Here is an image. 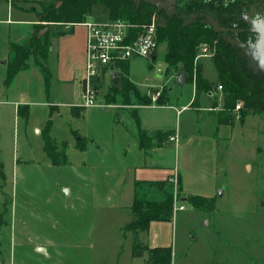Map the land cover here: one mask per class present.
Returning <instances> with one entry per match:
<instances>
[{"label": "crops", "instance_id": "crops-1", "mask_svg": "<svg viewBox=\"0 0 264 264\" xmlns=\"http://www.w3.org/2000/svg\"><path fill=\"white\" fill-rule=\"evenodd\" d=\"M13 1L20 0H0V25L5 26L7 36H9L11 26L14 31H16L15 26H25L29 30L24 35L27 40L24 44H20L21 42L17 40V33L14 32L13 41H8L6 50L0 55V66L2 65L5 69L4 78L0 77L2 86L0 89V121L2 113L6 110L4 106H9V110L12 107L15 118L19 116L18 108L26 107L23 110L26 117L22 118L30 130L35 131L39 136L41 155L46 158L51 167L56 166L51 164L43 151L42 134L47 124H49V136L56 146L58 147L60 144L61 147L62 143L66 144L67 162L60 166L68 164L67 151L69 148L72 147L79 153V162L75 169L76 180L79 184H76L73 194L78 201L77 209L84 211L88 208L92 219L89 224V234L84 240H78L90 242L91 234H94L97 220L100 218V234L103 236L107 233L110 235L114 233L118 236L119 243L122 238L128 240L130 242L129 249L132 251L134 235L131 232L124 234L123 228L132 220L131 207L134 199L137 197L146 201L160 202L163 200L164 190H167L173 196L171 220L150 222L148 230L138 233L137 238L148 249L171 248V264H173V255H176V248L181 249L178 262L181 259L185 260L190 251L201 243L197 240L196 234L191 236L194 228L200 227V225L191 223L186 214L191 217L194 213H200V221L207 219L206 223H209L207 215L210 214L191 207L187 198L196 196L213 198L216 204L217 192L220 190L222 197L225 194V185L219 176V154L220 150H223V146L231 140L236 123L235 118L240 123L238 115H234L232 126L218 124L217 114L223 108V99L216 92L201 94L199 106L192 108L190 105L195 93L193 83L188 85L191 88V94L185 102L172 104L170 95L174 90L169 88L165 103L151 104L149 102L151 101L150 95H147L150 89H156L162 84V73L166 69L164 57L159 61V64L164 65L165 68L161 69L158 66L160 70L158 78L161 79L158 86L141 88L133 81L129 74L130 63L146 60L133 58L121 64L118 70L112 71L118 73L116 83L110 76L112 72L108 73L105 69L94 80L96 99L100 106L88 109L78 108L76 105L80 103L81 78L85 61L86 28L82 25L83 22L62 25L63 27H57L53 33L45 29L44 33L39 34L35 29L37 24L35 19L38 18L39 21V15L42 13L33 14L17 9L12 6ZM32 1L47 2L48 4L52 2L50 0ZM92 8L84 22L96 23V20L91 16ZM39 24L48 25L40 21ZM49 25L54 26V24ZM34 33H37V37L41 40L46 35L49 38L46 60L47 79L35 64L39 58L35 53L27 60V67L17 72L10 83L5 86L7 65L12 59L11 46L27 48ZM161 46L159 44L158 49ZM164 48L166 51V47ZM158 49L153 56L155 61H152V57L148 60L149 64L150 61L156 62ZM196 61L201 69V77L209 83H215L217 74L211 59L203 57ZM123 66H126L127 69L125 77L134 87L127 92H124L121 87ZM148 67L152 69L151 65ZM206 69L210 70V76L206 75ZM179 71H182L181 68ZM187 83L188 80L183 86H186ZM183 86L180 89H183ZM215 88L217 87L213 89ZM155 91L158 92L157 90L152 92ZM35 95L40 98L39 101L35 100ZM146 97L149 100L147 104L144 102ZM212 102H216L214 109L211 108ZM39 106L46 109L43 111L42 118L38 119L34 117L33 108ZM89 111L90 113H88ZM194 111L198 114L196 115ZM63 116L69 121L81 122L91 116L90 132L86 134L79 132V128L70 129L72 141L56 142L51 135L53 119ZM171 137H175L176 141H170ZM80 146L83 148L81 149ZM20 163L21 161L16 159L15 165ZM247 167L250 169V166ZM0 176L4 181V175ZM108 178L109 180H107ZM136 183L140 186L135 189ZM159 183H162V188L156 186ZM4 187L0 188V192L5 201L10 193L8 187L3 191ZM87 187L88 189H86ZM33 190L38 192L42 191V188L32 189L28 193L30 194ZM64 191L68 190L65 188ZM84 193H88L89 196L84 198ZM69 194H71L70 190ZM11 200L9 203L7 202L6 207L3 203V208L0 211V264H26L31 253L32 255L33 253L41 254L37 252L39 248L44 249V254L49 256L48 250L53 247L50 244L52 243L51 238L36 236L38 243L30 248L26 244L30 241L27 234L22 235L19 232L16 234V229L12 228V222L3 219V215L10 212ZM178 206H183V209H177ZM186 206L192 208L189 209L190 213H185ZM179 212L183 217L178 227ZM88 218L90 219L91 216ZM176 231L179 235L180 246L172 242L173 233ZM18 241L24 244L18 245ZM215 244L218 249V264H228L231 254V263L233 264L235 262L239 264L242 259L248 258L243 256L234 239L226 241L220 236L216 239ZM19 248H23L26 252L21 256L22 259L19 256L20 260H17L16 250ZM148 256V253L145 252L141 258L130 259L128 264H144Z\"/></svg>", "mask_w": 264, "mask_h": 264}, {"label": "rangeland", "instance_id": "rangeland-1", "mask_svg": "<svg viewBox=\"0 0 264 264\" xmlns=\"http://www.w3.org/2000/svg\"><path fill=\"white\" fill-rule=\"evenodd\" d=\"M50 1L52 2L48 4L47 2L36 3L32 0H20L13 1L12 6L38 14L42 13L43 7L56 8L65 1L74 2V0ZM147 1L153 2L155 6L150 22L155 25L165 22L166 16L172 10L174 1ZM91 16L96 20V23H104L108 20V11L101 5H95L92 8ZM35 21L37 22L35 29L39 34L44 33L45 29L53 33L57 27H63L62 24L42 26L39 24L38 18ZM15 27L16 31L11 26L9 36H7L5 26L0 25V55L6 50L8 41H13L14 32L17 33V40L21 42L20 44L27 41L24 35L29 28L25 26ZM250 28L254 32L257 31V33L250 40H247L248 50L251 53L250 57L247 58V62L251 66L252 74L260 73L262 76H250L249 80L253 84L255 82L259 88L264 90V24L257 21L251 24ZM230 37H227V39L232 44L236 45L239 42L238 38ZM161 45L155 63L150 61L149 64L148 60L130 63L129 74L141 88L158 86L161 82V79L158 78L160 77L158 66L160 65L159 61L163 59L165 54V44L161 43ZM215 45L216 40H213V46L216 47ZM205 46L209 51L206 58L211 59L213 52L210 50V46ZM199 53L198 49L196 60L203 58L199 56ZM232 54L234 59L240 62L239 58H242L243 55L239 52H232ZM148 65H151L152 69H149ZM4 71L5 69L1 65L0 77L2 79L4 78ZM205 72L207 76L211 75L210 70L206 69ZM176 73L174 70H169L166 73L164 69L162 84L156 89H150L147 96L156 93L152 91L157 90L159 96L155 101L156 104L165 103L170 88L174 90L170 95L172 104L185 102L191 94V88L188 86L190 83L188 81L181 90L176 82ZM1 87L0 81V89ZM211 92H216L223 99L222 89L217 90L215 88ZM214 97L217 99L216 96ZM34 98L35 100L40 99L37 98V95ZM147 98L144 102L149 101ZM149 102L153 104L152 101ZM119 103L121 104L120 101ZM238 105L241 104L238 103ZM4 107H6V110L2 113L0 121V175L3 174L5 179L2 181L0 176V188L5 186L4 191L8 187L10 194L4 201L0 192V211L3 208L2 204L4 203V207H6L7 202L9 203L12 199V205L10 207L7 205L10 212L4 214L3 219L12 222V228L16 229V234L18 232L22 235L27 234L30 241L26 244L29 247L38 243L36 236L51 238L52 243L50 244L53 245V247L48 245L50 247L48 250L50 257L45 254L37 255L33 253L32 255L31 253L26 260V264H128V261L133 258L131 249H129L130 242L121 237L122 240L119 243L118 236L114 233L112 235L107 233L102 236L99 231L101 228L100 218H98L96 224L98 229L96 228L94 234H91V241L78 240H84L89 234V224L92 219V214L88 208L84 211L77 209L78 201L73 194V190L78 183L75 169L78 166L79 153L71 147L67 151L68 164L66 166L51 167L46 158L41 155V140L36 132L30 130L21 116L15 118L12 107H10V110L8 109L9 106ZM45 109L41 106L34 107V117L42 118ZM195 114L198 113L195 112ZM233 115H238L237 110L233 112ZM32 119L34 121L33 117ZM236 119L231 140L223 146V150H220L219 154V176L225 185V194L222 197L220 190L217 192L216 198L218 200L215 208L212 213L207 215L209 223H206L207 219L200 221V213H194L191 217L186 214L191 223L200 225V227L194 228L195 230L192 231L191 236L196 234L197 240L201 243L190 251L185 260L181 259L179 262L181 249L176 248V255H173L172 258L173 264H218V249L215 243L220 236L226 241L234 239L243 256L248 257L242 259L239 264H264V113L248 116L243 125L238 123ZM90 123L91 116L85 118L83 122L69 121L64 116L53 119L51 135L56 142L62 140L72 141L70 129L79 128V132L87 134L90 132ZM58 148L61 149L60 144H58ZM16 159L21 161L19 165H15ZM247 166H250V169ZM63 187L68 191L65 192ZM35 188H42V191L35 192L33 190L30 194L28 193V191ZM69 190L71 194H69ZM88 196V193H84V198ZM189 209L192 208L186 206L185 213H190ZM180 214L181 212H179ZM182 217L180 215L178 218V227L181 224ZM172 242L173 244H180L177 231L173 233ZM20 244L24 243L18 241V245ZM24 252L26 251L23 248L17 249L16 255L18 257L16 256V259H22L21 256ZM34 252L36 253L35 250ZM229 259L228 264L232 261V254ZM235 264L237 263L235 262Z\"/></svg>", "mask_w": 264, "mask_h": 264}, {"label": "trees", "instance_id": "trees-1", "mask_svg": "<svg viewBox=\"0 0 264 264\" xmlns=\"http://www.w3.org/2000/svg\"><path fill=\"white\" fill-rule=\"evenodd\" d=\"M172 10L166 16L165 22L157 23L156 38L158 45L165 44L164 63L166 73L169 70H181L187 74L189 83L194 85L192 108L199 106V98L214 87L221 86L223 108L217 114L218 124H233V112L240 103L238 118L241 124L247 116L264 113V90L258 84L250 81V76H262L260 73H251L252 69L247 58L251 53L248 42L257 31H252L250 25L254 22L264 24V0H173ZM101 5L108 10L109 20L121 19L135 26L149 24L154 3L147 0H74L65 1L59 7H43L39 21L43 24H80L89 15L92 6ZM237 35V36H233ZM238 38L235 45L227 37ZM216 40V47L213 46ZM210 46L213 52L211 61L217 74V81L209 83L201 77L200 66L196 63V54L200 45ZM49 48L48 35L39 39L37 33L30 38L27 48L11 46L12 59L8 62L4 80L7 86L17 72L27 67V60L37 53L35 61L40 72L47 79L46 68L47 52ZM232 52H239L243 56L240 62L234 59ZM234 59V60H233ZM241 63V65H240ZM126 66H123L121 87L124 92L134 89L127 78ZM156 92V91H155ZM148 103L147 101L145 102ZM26 108V107H25ZM24 107L18 108V115L25 118ZM211 108H216L212 102ZM43 151L53 166L65 165L66 144H61V150L49 136V124L42 134ZM82 149L83 146H80ZM162 183L156 186L162 188ZM135 189L140 184H135ZM160 202L146 201L135 198L131 207L132 220L123 228L124 232L134 235L132 243V257L141 258L145 252L148 258L144 264H171V248L148 249L137 238L138 233L146 232L152 221H170L172 217L173 196L167 190L163 192ZM187 202L198 211L211 213L214 210L215 200L205 197H188Z\"/></svg>", "mask_w": 264, "mask_h": 264}, {"label": "built area", "instance_id": "built-area-1", "mask_svg": "<svg viewBox=\"0 0 264 264\" xmlns=\"http://www.w3.org/2000/svg\"><path fill=\"white\" fill-rule=\"evenodd\" d=\"M86 28L85 61L81 78L80 103L78 108L88 109L100 106L96 99L94 80L105 69L108 73L118 70L119 66L130 59L150 60L158 49L156 26L154 23L133 25L121 19L108 20L105 23L83 22ZM199 56L207 57L209 51L205 45L199 48ZM221 90V86L217 87ZM159 93H152L154 104ZM240 105L235 107L239 110ZM170 141H176L171 137ZM177 209L182 210L183 206Z\"/></svg>", "mask_w": 264, "mask_h": 264}, {"label": "water", "instance_id": "water-1", "mask_svg": "<svg viewBox=\"0 0 264 264\" xmlns=\"http://www.w3.org/2000/svg\"><path fill=\"white\" fill-rule=\"evenodd\" d=\"M197 1H207V0H197ZM152 61L154 62L155 61V57L152 58ZM159 67L161 69H164L165 66L164 65H159ZM111 78L113 80L114 83H116V81L118 80V73L116 72H112L111 73ZM188 80V76L186 73H184L183 71H179L177 74H176V81H177V85L179 87H182ZM37 252L38 253H41V254H44V249L42 248H39L37 249Z\"/></svg>", "mask_w": 264, "mask_h": 264}]
</instances>
